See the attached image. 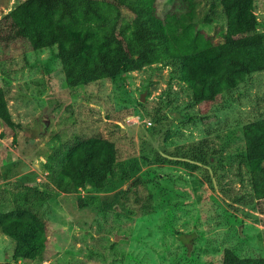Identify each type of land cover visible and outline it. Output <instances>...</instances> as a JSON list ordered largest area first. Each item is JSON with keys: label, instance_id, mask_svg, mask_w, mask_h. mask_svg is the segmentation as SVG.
I'll list each match as a JSON object with an SVG mask.
<instances>
[{"label": "rangeland", "instance_id": "1", "mask_svg": "<svg viewBox=\"0 0 264 264\" xmlns=\"http://www.w3.org/2000/svg\"><path fill=\"white\" fill-rule=\"evenodd\" d=\"M22 1L0 0V16ZM220 1L194 0L197 30L213 36L224 28ZM157 6L160 15L190 7L187 0H159ZM253 13L257 31L264 32V0L253 1ZM131 18L121 9V22ZM0 88L20 125L0 127V212L28 209L46 232L42 257L15 260V241L0 230V261L222 264L225 248L240 257L264 256V198L255 196L245 166L233 156L244 146L238 120L264 113V71L217 95L212 106L194 99L195 91L164 62L71 89L55 45L25 53L11 47L0 57ZM209 110V120L188 117ZM95 136L112 140L120 161L134 158L135 172L94 192L57 190L43 166L49 154L65 140ZM196 140L215 149L211 166L189 170L153 160L155 152ZM219 155L225 162L215 170ZM87 194L97 195L100 207L79 208L77 196Z\"/></svg>", "mask_w": 264, "mask_h": 264}, {"label": "trees", "instance_id": "2", "mask_svg": "<svg viewBox=\"0 0 264 264\" xmlns=\"http://www.w3.org/2000/svg\"><path fill=\"white\" fill-rule=\"evenodd\" d=\"M158 1L24 0L0 16V57L11 47L25 53L55 45L71 89L100 78L114 82L123 73L164 62L177 79L195 91L194 99H204L212 106L217 95L235 91L248 76L264 71V32L257 31L254 0H221L225 26L213 36L197 30L194 0H187L189 9L179 15H160ZM121 9L131 12L130 21L121 22ZM188 114L190 120L213 116L211 110L199 116ZM19 126L12 120L0 88V127L13 131ZM236 126L241 129L244 146L233 156L245 166L255 196L264 198V113L245 116ZM214 154L206 141L196 140L168 153L155 152L153 160L201 170L210 165ZM142 160L150 161L146 155ZM224 162L219 155L212 166L219 170ZM43 166L57 190L68 193L85 188L94 192L108 180L117 181L114 177L129 178L137 162L134 158L120 161L115 143L95 136L65 140ZM97 199L94 194L77 196V206L98 208ZM0 230L15 241V260L43 256L45 224L32 211L16 208L0 212ZM0 264L12 263L1 260ZM222 264H264V256L240 257L225 248Z\"/></svg>", "mask_w": 264, "mask_h": 264}]
</instances>
